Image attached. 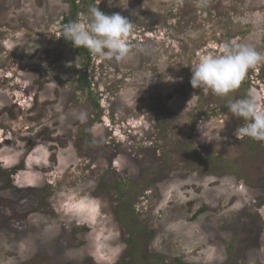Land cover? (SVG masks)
I'll return each instance as SVG.
<instances>
[{"label": "rangeland", "instance_id": "374dc122", "mask_svg": "<svg viewBox=\"0 0 264 264\" xmlns=\"http://www.w3.org/2000/svg\"><path fill=\"white\" fill-rule=\"evenodd\" d=\"M72 1L0 0V264H264V142L228 108L264 62L226 98L186 66L264 53V0ZM93 6L133 23L126 61L62 39Z\"/></svg>", "mask_w": 264, "mask_h": 264}, {"label": "clouds", "instance_id": "9594fccd", "mask_svg": "<svg viewBox=\"0 0 264 264\" xmlns=\"http://www.w3.org/2000/svg\"><path fill=\"white\" fill-rule=\"evenodd\" d=\"M90 22L87 24L72 22L65 26L64 38L74 47L86 48L93 55L117 62L130 58L132 49L128 40L133 31V23L120 13L107 14L95 6L90 10ZM264 62V53L247 43L231 42L225 44L221 54L201 56L191 65L193 88L205 93L226 98L237 90L250 69ZM264 90L250 89L244 99L228 102V108L237 118L245 121L236 130V137H249L264 142ZM83 118V117H82ZM202 137L208 141L214 138L208 130L198 126ZM69 211H74L69 209Z\"/></svg>", "mask_w": 264, "mask_h": 264}, {"label": "trees", "instance_id": "16d2710c", "mask_svg": "<svg viewBox=\"0 0 264 264\" xmlns=\"http://www.w3.org/2000/svg\"><path fill=\"white\" fill-rule=\"evenodd\" d=\"M73 2V8H72V14H77L78 13V10H79V5L78 4H76V2L73 0L72 1ZM63 40H65L66 42H68V43H72V42H70V41H68V40H66L65 38H64V36H63V38H62ZM80 52H82V53H85V54H87V53H89V51H88V49H86V48H83V47H81L80 48ZM87 66H88V63L86 64ZM86 76V73L83 75V77H85ZM84 78H82V80H83ZM81 81V80H80ZM84 81V80H83ZM82 81V83L83 84H86V86L87 87H89L90 85L86 82V80L83 82ZM24 168V166L21 164V165H16V166H14V167H12V168H10V169H8V170H4V172H2V174L0 175V177L1 178H3V177H6V181H7V183H5V184H3V185H1L0 186V191L2 190V189H4V188H6V187H8V186H12L11 184H12V181H11V176H13V175H15V174H17L20 170H22ZM0 206L1 207H9V208H13L14 209V207H13V204H12V201H10L8 198H4V197H2L1 195H0ZM42 206H44V204L42 205ZM40 209V208H39ZM29 214V212H20L18 215V217H26L27 215ZM2 216H4V215H2ZM4 218V219H3ZM2 219L3 220H8L7 219V217L6 216H4ZM130 243H131V245H132V249H133V252L135 253L136 252V250H137V248H136V245H135V243H137L136 242V240L134 241V240H130L129 241ZM121 264H124V263H122L121 262Z\"/></svg>", "mask_w": 264, "mask_h": 264}, {"label": "flooded vegetation", "instance_id": "af4514ba", "mask_svg": "<svg viewBox=\"0 0 264 264\" xmlns=\"http://www.w3.org/2000/svg\"><path fill=\"white\" fill-rule=\"evenodd\" d=\"M20 218V217H19ZM121 264V263H120Z\"/></svg>", "mask_w": 264, "mask_h": 264}]
</instances>
